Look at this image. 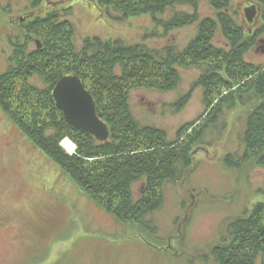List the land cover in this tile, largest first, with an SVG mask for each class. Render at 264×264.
<instances>
[{"label": "rangeland", "instance_id": "obj_1", "mask_svg": "<svg viewBox=\"0 0 264 264\" xmlns=\"http://www.w3.org/2000/svg\"><path fill=\"white\" fill-rule=\"evenodd\" d=\"M35 2L0 0V74L15 63L23 48H37L38 38L30 32L32 19L38 11L52 7L71 22L78 47L88 38H99L184 49L197 34V23L169 31L158 23L170 20L176 11L194 13L190 5H176L157 14L155 20L150 14L126 16L99 8L97 0H41L34 7ZM251 5L257 6L254 0H232L230 12L244 30L250 25L253 30L264 26L258 6L253 23L247 21L244 9ZM197 12L200 20L216 17L205 0L199 2ZM214 42L230 49L220 32ZM245 58L256 66L264 65V32ZM178 67L177 88H137L129 99L135 117L166 131L169 140L186 123L195 122L187 133L199 127L207 114L201 87H195L181 110L172 106L203 71L195 65ZM30 82L42 90L49 88L37 77ZM86 85L90 88L91 82L87 80ZM248 93L251 98L253 93ZM250 109L251 103L238 101L206 135L207 144L193 146L192 163L181 179L165 184L161 206L138 220L124 221L97 205L0 108V264H214L211 251L230 242L229 222L247 216L245 209L264 202L260 194L264 169L249 163L234 170L223 163L226 153L241 152L238 135ZM65 139L74 144L72 152L63 145ZM65 139L60 143L63 150L75 153L77 145ZM143 188L144 181L133 185L136 200Z\"/></svg>", "mask_w": 264, "mask_h": 264}, {"label": "trees", "instance_id": "obj_2", "mask_svg": "<svg viewBox=\"0 0 264 264\" xmlns=\"http://www.w3.org/2000/svg\"><path fill=\"white\" fill-rule=\"evenodd\" d=\"M200 1L97 0L99 8L126 16L150 14L155 20L157 14L176 5L193 6L194 13L176 11L170 20L158 22L163 23L165 31L197 23V34L184 49L173 45L151 48L144 43L99 38H88L78 47L69 20H63L53 7L40 10L30 25V32L38 38L37 48H23L15 63L0 74V108L61 172L118 220H138L158 209L165 184L181 179L190 167L193 146L207 144L206 135L226 112L235 109L238 101L251 103L238 135L242 150L226 153L223 163L234 170L249 163L264 169V65L256 66L245 58L262 36L264 26L253 30L250 25V29L244 30L230 12L232 0H205L215 9L216 17L200 20ZM254 1L264 17V0ZM40 3L36 0L34 7ZM218 32L227 40L229 50L215 44ZM181 65L199 66L203 71L172 106L181 110L195 87H201L207 114L199 127L187 133L195 122L186 123L178 129L176 138L169 140L166 131L135 117L129 99L131 91L137 88H177ZM73 74L92 94L98 116L108 125L107 141H99L70 125L57 107L53 89L63 76ZM34 77L45 81L49 88L42 90L31 83ZM87 80L91 82L90 88ZM224 90L228 93L223 94ZM249 91L253 93L251 98ZM50 130L53 132L48 135ZM66 137L77 145L71 155L60 145ZM139 181H144V188L136 200L133 185ZM260 194L264 196V183ZM245 211L247 216L227 226L230 242L211 251L209 258L214 264H264V202Z\"/></svg>", "mask_w": 264, "mask_h": 264}, {"label": "water", "instance_id": "obj_3", "mask_svg": "<svg viewBox=\"0 0 264 264\" xmlns=\"http://www.w3.org/2000/svg\"><path fill=\"white\" fill-rule=\"evenodd\" d=\"M244 11L247 21L253 23L258 11L257 6L251 5ZM52 95L70 125L94 136L99 141L109 139V127L98 116L94 98L79 76L74 74L63 76L56 83Z\"/></svg>", "mask_w": 264, "mask_h": 264}, {"label": "bare ground", "instance_id": "obj_4", "mask_svg": "<svg viewBox=\"0 0 264 264\" xmlns=\"http://www.w3.org/2000/svg\"><path fill=\"white\" fill-rule=\"evenodd\" d=\"M63 145L69 152H72L75 149L74 144L69 139H65Z\"/></svg>", "mask_w": 264, "mask_h": 264}]
</instances>
